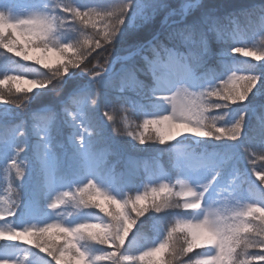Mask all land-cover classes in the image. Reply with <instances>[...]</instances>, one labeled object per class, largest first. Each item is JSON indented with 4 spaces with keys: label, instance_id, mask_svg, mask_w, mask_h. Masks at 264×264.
Instances as JSON below:
<instances>
[{
    "label": "snow or ice",
    "instance_id": "1",
    "mask_svg": "<svg viewBox=\"0 0 264 264\" xmlns=\"http://www.w3.org/2000/svg\"><path fill=\"white\" fill-rule=\"evenodd\" d=\"M241 15L264 36V0H0V264H264V184L240 182L264 153V44L230 42ZM153 145L174 166L141 175Z\"/></svg>",
    "mask_w": 264,
    "mask_h": 264
},
{
    "label": "rangeland",
    "instance_id": "2",
    "mask_svg": "<svg viewBox=\"0 0 264 264\" xmlns=\"http://www.w3.org/2000/svg\"><path fill=\"white\" fill-rule=\"evenodd\" d=\"M16 3H18L21 6V9L26 6L28 3V0H16ZM225 30L226 33H232L234 28L239 29V32L236 34V40L230 41L231 43L234 44V46L238 47H253V45H256L257 48L259 45L264 43V36H261L256 33H251L247 38L245 34V27H242L239 23L231 22L228 25H223L222 26ZM245 28V29H244ZM256 50V49H254ZM230 58L235 57L236 60H244L246 57L243 56V54H233L230 53ZM248 59H253V58H248ZM255 62V61H254ZM5 61L0 60V65L5 64ZM3 78V75L0 74V79ZM3 87V86H0ZM103 112V111H102ZM118 114L119 122L120 124H123L124 120H127V123L131 125V127H135L136 124L142 122V117L141 121L135 122L132 117L135 115L134 111L132 109H129L127 112H117L114 115L116 116ZM140 117V116H139ZM154 153L160 154L161 152L158 150V148L154 149ZM144 151V150H142ZM142 151H139L141 153ZM251 152H255L256 155L255 157H252L250 153L246 152L244 154V160L242 162V168H243V176L240 178V182L243 184L244 188L254 194H259V188L262 184H264V181H261V178L256 175L257 172H264V160L260 159L259 157L261 155H264L259 149L258 146L253 145L250 149ZM157 154H153L150 156H144L143 158L139 159H134V165L136 167V170L138 171L139 174L145 175L146 173H160V172H167L170 171L173 166H174V159L169 155L168 151L165 150L163 152L162 158H158ZM255 159V164L252 163V160ZM150 160V163H148ZM125 166L124 161H121L120 165L118 166L120 169H123ZM145 183H147L145 181ZM15 187V186H14ZM8 185L7 182L5 181L3 174L0 173V196H8L11 195L12 193H9L7 191ZM135 195V193H132ZM250 201H245L244 203H248ZM259 215V214H257ZM171 219V218H170ZM254 219V218H250ZM261 221H257V223H260ZM152 239H154V234L151 232H143L141 234V242L142 243H148ZM22 250H17L15 255L17 257H20L21 260H23V254L20 252ZM199 251V250H197ZM250 251H255V250H250ZM132 254L134 255H139V251H136L133 249ZM44 254L41 253V256ZM29 264H41L40 257L37 256H30L29 258ZM50 259V258H49ZM124 264H131V262H124ZM137 264H142V262H137Z\"/></svg>",
    "mask_w": 264,
    "mask_h": 264
},
{
    "label": "trees",
    "instance_id": "3",
    "mask_svg": "<svg viewBox=\"0 0 264 264\" xmlns=\"http://www.w3.org/2000/svg\"><path fill=\"white\" fill-rule=\"evenodd\" d=\"M202 2L205 3L206 5H208L209 7L215 9L217 12H219L220 14L223 15V14H226L228 12H232L235 9L243 8V7L247 6L250 3H259L260 0H202ZM233 20L236 23H239L242 27H245V28H246V25L248 23V21L245 19V17L243 15H241L238 18H234ZM227 23H229V22L225 21L223 23V25H225ZM251 33H253V32L245 29L246 38ZM101 111H106V109H101ZM134 114L135 115L132 117V119L135 122L141 121V117H139L136 112H134ZM116 119H117L118 122H121L119 120L118 114L116 115ZM163 147L164 146H162V145H153V147L147 148L146 150L142 151L141 153L132 152L130 155L133 157V160L134 159H139V158H143L144 156H150V155H153V154H157V153H154V151H156L154 149H156V148L159 149V148H163ZM157 155H158V158H162L163 153H161V155L160 154H157Z\"/></svg>",
    "mask_w": 264,
    "mask_h": 264
}]
</instances>
